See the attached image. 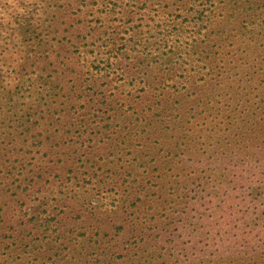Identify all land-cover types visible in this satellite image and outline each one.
Returning <instances> with one entry per match:
<instances>
[{"label": "rangeland", "instance_id": "rangeland-1", "mask_svg": "<svg viewBox=\"0 0 264 264\" xmlns=\"http://www.w3.org/2000/svg\"><path fill=\"white\" fill-rule=\"evenodd\" d=\"M203 75L220 108L191 111ZM248 91L264 93V0H0V264H264Z\"/></svg>", "mask_w": 264, "mask_h": 264}, {"label": "trees", "instance_id": "trees-1", "mask_svg": "<svg viewBox=\"0 0 264 264\" xmlns=\"http://www.w3.org/2000/svg\"><path fill=\"white\" fill-rule=\"evenodd\" d=\"M202 53H207L206 51H202ZM202 77V78H201ZM201 80L203 81L200 84H197L196 82L193 81H189V87H190V91H191V95H192V99L190 102V109L191 111H195V110H200V109H211V108H220L219 105H215L212 106L209 103L212 101V99H214V90L220 85V83H213V84H207V82L205 81V75L201 76ZM250 86V84H249ZM253 93L249 92L248 93H243V97L246 99V104L247 107L249 109V106L251 104H253V109L250 108L249 109V114L248 117H253V132L256 131L255 133H253V135L249 136L248 141H245L246 137L244 135V133H241L239 131V133H237L236 135H238L239 138H242L243 141L245 142V146L243 145L242 148L245 149V151H248V146H253V170L255 171L253 178L258 174V176L262 177L263 181H264V140H263V136H264V93L262 95V97L257 101V102H253L252 99L250 98V96H252ZM259 97V95H255V98ZM179 102V101H178ZM202 110V112L204 111ZM166 110L163 107L159 113L154 117V118H150V119H145L144 123L142 125H140V127H142L140 134H143L141 140H143L144 144L149 146V143L151 142V138L152 136H154V132L155 130H162L163 126L159 127V123L164 122L166 114H165ZM224 112L222 111L218 116L214 117L215 121H222L221 118L222 114ZM203 114V113H201ZM200 114V115H201ZM179 116H181V119L176 122L178 123V129L180 130L181 128V123L183 122V118H182V113H178ZM192 117H195L192 115ZM131 117L129 118H124V122L126 123V125L121 126L119 128V132L120 134L117 136V138H119L123 132H125V129H127V132H125L126 134L128 133V131H132L135 129L136 125L131 123L129 121V119H131ZM214 123L215 122H210V128L212 131H214ZM159 127V128H158ZM158 128V129H157ZM241 133V134H240ZM126 134L124 136H126ZM130 136V135H129ZM258 136H262V137H258ZM241 141V140H240ZM238 142L239 145H242V142ZM125 142V140L123 141ZM131 142V140H130ZM192 143V142H191ZM253 143V145L251 144ZM214 152L216 157L221 156L223 154V152H221L219 149L215 150ZM213 156V155H212ZM216 157H213L211 159H214ZM257 173V174H256ZM221 179V181H223V178H219ZM261 179V178H259ZM186 180H184L183 182H185ZM250 181H255V179L250 180ZM138 201L141 202H146V197H138L137 198ZM186 206V201L183 200L181 201V203L179 204V207L181 209H185ZM134 207H136L137 209L141 207L140 203H137ZM151 209V206L146 207L145 213L148 214V211ZM148 221V219H145V222ZM102 222H96V227L99 231V229L101 228ZM156 225L158 226V223H156ZM115 225H112L111 227H113ZM116 232L118 234H123L126 231V228H124V226H118L116 227ZM150 230L149 228H147V230L144 231V229L142 230V232L140 233L139 236V242L136 244H132L134 246V248H136V246L139 245H146V242L149 241H153L154 239H158L160 237V235H155L153 236V233L148 234L147 231ZM149 242H147V244H149ZM156 244H160L161 240H157L155 242ZM140 248V247H139ZM138 248V249H139ZM126 250V249H124ZM165 255H159L157 256L158 259L162 258ZM108 257V256H107ZM122 258H124L125 256H121ZM106 258V257H104ZM153 259H156L155 257L151 256V255H139V254H133L130 256L125 257L122 261L119 262H109L106 261L105 264H139L141 263V261L144 260V263H148L150 261H153ZM165 264V262H163ZM176 264H178L176 262Z\"/></svg>", "mask_w": 264, "mask_h": 264}]
</instances>
